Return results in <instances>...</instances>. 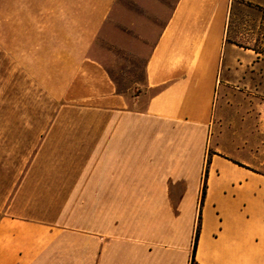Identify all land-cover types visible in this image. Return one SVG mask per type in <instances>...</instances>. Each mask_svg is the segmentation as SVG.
Returning <instances> with one entry per match:
<instances>
[{"label": "crops", "instance_id": "0c3cea01", "mask_svg": "<svg viewBox=\"0 0 264 264\" xmlns=\"http://www.w3.org/2000/svg\"><path fill=\"white\" fill-rule=\"evenodd\" d=\"M117 2L0 0V264H264V0H167L134 98Z\"/></svg>", "mask_w": 264, "mask_h": 264}, {"label": "rangeland", "instance_id": "374dc122", "mask_svg": "<svg viewBox=\"0 0 264 264\" xmlns=\"http://www.w3.org/2000/svg\"><path fill=\"white\" fill-rule=\"evenodd\" d=\"M166 1L118 0L112 18L94 44L93 53L108 70L118 91L128 98H134L144 87V66L160 21L157 13L166 11ZM260 19L264 42V13ZM243 20L250 19H239L238 23ZM133 101L136 106L144 103Z\"/></svg>", "mask_w": 264, "mask_h": 264}, {"label": "trees", "instance_id": "16d2710c", "mask_svg": "<svg viewBox=\"0 0 264 264\" xmlns=\"http://www.w3.org/2000/svg\"><path fill=\"white\" fill-rule=\"evenodd\" d=\"M205 176H206V171H205ZM205 187H206V184H205V181L203 182V185H202V188H201V194H200V201L202 202L203 198H204V195H205ZM198 232H199V226H197L196 228V233H195V236H194V241H193V246H192V254H194V250H195V246H196V242H197V238H198Z\"/></svg>", "mask_w": 264, "mask_h": 264}]
</instances>
